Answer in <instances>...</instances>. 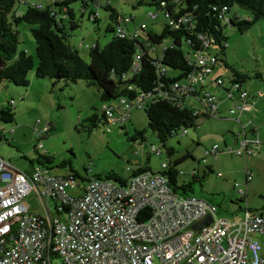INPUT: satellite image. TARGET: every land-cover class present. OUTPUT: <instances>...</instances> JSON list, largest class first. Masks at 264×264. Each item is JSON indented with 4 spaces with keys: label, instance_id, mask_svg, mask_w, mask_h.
I'll list each match as a JSON object with an SVG mask.
<instances>
[{
    "label": "rangeland",
    "instance_id": "rangeland-1",
    "mask_svg": "<svg viewBox=\"0 0 264 264\" xmlns=\"http://www.w3.org/2000/svg\"><path fill=\"white\" fill-rule=\"evenodd\" d=\"M39 1L46 3V0ZM135 2L136 0H112L111 4L123 15L132 16L133 20L125 23L129 28L140 27L141 22H145L148 27L159 31L164 22L162 11H157L154 6L148 4L133 8ZM25 7L23 0H14L13 9L17 12L23 13ZM148 12H157V19L152 21L147 15ZM230 13H237L242 17L250 16L247 9L237 4L230 8ZM99 15L97 24L84 17L79 27L72 31L68 38V42L77 48L85 61L89 58V48L85 47V44L90 47L96 42L104 45L111 37V33L105 31L109 22L108 12L101 9ZM15 28L18 30V50H25L30 54L35 66L37 58L29 25L21 22ZM224 32L227 37L225 57L227 62L236 70L248 75L242 82L243 87L251 93L260 90L264 92V80L254 75L256 72L264 74V20L256 21L243 33H239L225 21ZM170 42V39H164L160 44H156L157 51ZM214 50V47L210 48L211 54ZM214 72L219 74L225 86L230 88V70L220 62L214 66ZM28 79L27 87L9 82L0 84V104L8 105L9 100H14L13 121H0L5 129L2 131L4 136L0 139V146L5 152V158L9 159L10 164L16 169L29 173L32 167L40 166L47 167L53 174L75 172L79 177L76 175L75 180L67 188L68 193L73 194L86 183L84 179L94 174L114 171L128 179L132 171L142 166H148L152 172L160 173L162 162L168 165L175 158L188 154V157L176 165L178 171H184L183 175H178V184L192 180L193 175L189 173L192 168L197 171L195 175L203 177L201 182L197 180L192 182V191L177 189L178 195L183 197L193 195L213 206L216 218L240 216L242 210L246 208V202L240 199L234 184L243 182L247 168L252 178L247 186V207L264 215V111L259 114L257 123L254 119L257 114H251L253 122L246 129L247 133L256 139V132L251 133L250 129L257 127L259 122L263 129L259 141L263 145H258L259 147L254 145L258 154L247 160L235 153L238 147L234 140V132L237 130L235 123L214 117H201L196 128H187L184 133L170 137L166 147H172L174 153L168 155L166 149L160 146L156 135L147 127V117L143 109L132 107L129 118L123 124L110 119L104 123L101 113L102 102L95 87L86 85L82 80L74 83L60 80L54 83L48 79H36L33 77V69L28 73ZM60 85L63 88H60ZM212 86L216 88L215 94L224 99L225 90L214 84ZM234 94L236 97L237 93ZM224 101L223 107L229 114L225 112V116L216 113V117L232 118L233 115L230 114L238 113L241 101L239 98L227 97ZM260 106L264 108V98ZM95 113L102 121L96 127L89 128L90 124L85 119ZM248 117L250 115L245 112L241 120L246 122L249 120ZM46 124L50 126V130L39 135L38 129ZM139 129L146 130L143 142L140 139L138 142L133 140L135 130ZM258 133L260 135V131ZM39 142L41 146L38 147ZM151 144L161 147L160 155L149 152ZM214 144L219 145L218 152L215 155H208L203 160L205 149H210ZM42 155H46L47 158ZM207 165H210L212 171L207 170L205 173L203 171ZM218 172L220 175H217ZM27 202L29 205L39 207L37 211L47 216L42 209L44 204L39 199L28 197ZM57 203L59 204V201ZM52 208L51 201L50 213L53 212ZM59 261V258H53V264H60Z\"/></svg>",
    "mask_w": 264,
    "mask_h": 264
},
{
    "label": "built area",
    "instance_id": "built-area-1",
    "mask_svg": "<svg viewBox=\"0 0 264 264\" xmlns=\"http://www.w3.org/2000/svg\"><path fill=\"white\" fill-rule=\"evenodd\" d=\"M116 32L125 34L121 27ZM194 60L198 72L174 85L178 98L193 95L210 76L223 85L221 76L212 72L213 54L196 52ZM226 95L240 99L239 114L246 108L249 94L240 82L231 81ZM203 99L204 109L196 108L194 114L213 117L217 96L205 90ZM9 103L13 105L14 100ZM131 107L121 98L105 112L110 120L123 122ZM48 130L46 124L38 134ZM257 143V139L244 136L235 153L252 155L255 151L250 144ZM218 149L217 144L205 149L203 160ZM148 150L155 155L162 152L154 144ZM169 164L162 162L160 173H132L125 183L90 178L81 192L69 194L67 188L75 180L71 175H53L39 166L22 172L0 156V264H53L54 257L60 264H264L260 241L264 243V215L246 207L240 216L216 218L213 206L193 195L180 196L169 185L164 174ZM196 172L189 170L190 174ZM250 179V172H246L245 183ZM34 188L42 204L46 199L59 201L61 213L41 216L28 212L25 199ZM234 188L240 198L246 194L244 183H235ZM208 214L212 217L208 225L192 227Z\"/></svg>",
    "mask_w": 264,
    "mask_h": 264
},
{
    "label": "trees",
    "instance_id": "trees-1",
    "mask_svg": "<svg viewBox=\"0 0 264 264\" xmlns=\"http://www.w3.org/2000/svg\"><path fill=\"white\" fill-rule=\"evenodd\" d=\"M23 1L26 7L21 13L13 9L14 0H0V84L9 82L27 87L28 73L32 69L36 79H48L54 83L82 80L99 92V99L104 104L101 108L104 123L109 120L105 108L113 107L121 98L133 107L142 108L147 117V127L156 135L168 155L174 152L172 147H166L170 137L181 134L187 128H196L201 117H211L202 112L194 114L196 108L174 93L176 83L186 80L188 74L198 72L194 54L209 53L210 48L214 47L215 63L212 68L221 62L230 70L231 81L244 82L248 75L229 65L225 58V21L243 33L256 21L264 20V0H136L133 8L143 4L152 5L162 11L164 22L159 31L145 25L129 32L125 23L132 16L119 12L112 6V0H46L45 4L39 0ZM234 4L247 9L250 16L231 14L230 8ZM101 9L108 12L109 22L105 31L111 33V37L104 45L96 42L89 46V58L85 61L68 38L84 17L97 24ZM21 22L29 25L34 39L35 66L32 56L17 48L19 39L15 26ZM120 27L125 32L123 36L116 32ZM164 39L171 42L158 52L156 44ZM254 75L264 80V74L256 72ZM12 108L8 101V105L0 109V121H13ZM85 121L89 122L90 128L96 127L102 119L95 113ZM145 131L135 130L133 140L143 142ZM42 156L47 158L46 155ZM188 156L185 154L173 160L164 172L169 185L176 190L192 191V182H201L203 177L195 175L196 172L191 174V181L178 184V175L184 173H179L176 165ZM143 170H149V167H139L132 173ZM207 170L212 171L210 165L203 172L207 173ZM69 175L79 177L75 172ZM90 178H107L121 183L127 180L114 171L97 173L84 180ZM244 198L245 195L240 199L244 201ZM58 206L54 208L56 214L61 213ZM146 217L145 212L142 218Z\"/></svg>",
    "mask_w": 264,
    "mask_h": 264
},
{
    "label": "crops",
    "instance_id": "crops-1",
    "mask_svg": "<svg viewBox=\"0 0 264 264\" xmlns=\"http://www.w3.org/2000/svg\"><path fill=\"white\" fill-rule=\"evenodd\" d=\"M158 11V10H157ZM151 14H155V19H153L152 21H154V20H156L157 19V17H158V14H157V12H148L147 13V15L148 16H150L151 17ZM249 15H246V16H244V17H248ZM133 19H131L130 21H132ZM128 22V21H127ZM145 24L146 25V23L145 22H141V24ZM147 26V25H146ZM125 28L129 31V32H132L133 30H138V26H134L133 28H129L127 25H125ZM141 31V30H140ZM88 45V44H87ZM89 46V45H88ZM157 48V47H156ZM159 52V51H158ZM209 53H211V52H209ZM194 57V56H193ZM213 74L214 75H219V74H216V72H214V68H213ZM212 78V76H210V78H205L204 79V81H203V83L200 85V86H198L197 88H196V91H195V93L193 94V95H189V96H186L187 98L185 99L186 100V102L187 103H189L190 105H192L193 107H195V108H197V109H199L200 111H202L204 108H203V103H204V99H203V91H205V90H209V91H211V92H213L214 94H215V87L214 86H212L213 84L214 85H216V87L218 86V87H222L224 90H225V94L227 93V90H228V88H229V86L228 87H226L225 86V84H224V81H223V85L222 86H219V85H217L215 82H214V80L213 79H211ZM184 81V80H183ZM230 83L229 84H231V78H230V81H229ZM60 88H63V86H59ZM241 88L242 89H245V90H247L246 88H244L243 87V85H242V82H241ZM248 91V99H247V105H246V108L239 114V112L237 113V114H230V115H233V117L232 118H227V117H221V116H219V117H216V113L217 114H221V115H225L226 113L225 112H227L228 114H229V111L226 109V108H224L223 107V104L225 103V101L224 100H226V97H227V95L225 96V98L223 99H220V96L218 95V94H215L216 96H217V107H216V113H215V116H213L214 118H218V119H223V120H230V121H233L234 123H235V125L237 126V130L234 132V140H235V142L237 143V146H238V142H239V140H240V138H243L244 136L247 138V139H250V140H258V143L257 144H254V145H259V146H261V145H263V143L261 142V141H259L260 140V138H261V132L263 131V129H262V127H261V125L259 124V122H258V126L256 127L255 126V128H251L250 129V132L251 133H254V132H256L255 133V135H256V139H253L254 137L253 136H249V134L247 133V128L248 127H250V125H251V122H253V120L251 119V114H257L256 116H255V120H256V123H257V120H259V114H262L263 113V111H264V108L262 109L261 108V101L263 100V98H264V92H262L261 90L260 91H254L253 93H251L249 90H247ZM230 99V98H229ZM189 100V101H188ZM4 106H6V105H4V103L2 104H0V109L2 108V107H4ZM104 106V104L102 103V106L101 107H103ZM229 106V105H228ZM133 107V106H132ZM131 107V108H132ZM131 108L129 109V111H128V115H127V118L122 122H117V121H114V122H116V123H119V124H123L128 118H129V116H130V112H131ZM138 109H142V108H140V107H137ZM245 112H247V114L248 115H250V117H248L249 118V120H247L246 122H243L242 120H241V116L245 113ZM226 116V115H225ZM261 117V116H260ZM251 119V120H250ZM260 126V127H259ZM4 126L3 125H1L0 124V139H1V137H3L4 135H3V133H2V131H4L5 129L3 128ZM258 131H260V135H259V133H258ZM259 136H260V138H259ZM135 141H137V140H135ZM138 142V141H137ZM139 143H140V141H139ZM254 145L253 144H250V147H252L253 149H254V151H255V153L254 154H252V155H247V156H242L243 158H244V160H247L248 158H250V157H253V156H255V155H257L258 154V151H256L255 150V148H254ZM258 146V147H259ZM218 147H219V145H218ZM257 147V148H258ZM219 150V149H218ZM218 152V151H217ZM174 153V152H173ZM172 153V154H173ZM171 154V155H172ZM185 155V154H184ZM0 156L2 157V158H4V159H6L5 158V152L1 149V146H0ZM183 156V155H182ZM182 156H179V157H177V158H175V159H180ZM174 159V160H175ZM6 160H8L9 162H10V160L9 159H6ZM35 167V166H34ZM40 167V166H39ZM43 168H45L46 170H47V172L48 173H50L49 171H48V168L47 167H43ZM32 169H33V167H32ZM192 169H195V168H192ZM191 169V170H192ZM246 172H250V170L249 169H245V173H244V180H243V182L242 183H244V187H245V198H244V202H246V207H247V201H246V198H247V186H248V183H249V181L252 179H250V180H248V181H246V183H245V174H246ZM50 174H53V173H50ZM250 174H251V172H250ZM53 175H57V176H67V175H69V174H53ZM84 185V184H83ZM83 185H82V187H83ZM81 187V188H82ZM81 188L79 189V191H76V192H74V193H79V192H81ZM36 188H34L33 189V191L26 197V199H25V204H26V207H27V209H28V212H30V213H35V214H39V215H41V216H45V215H43V214H40L38 211H37V209H39V207H37V206H33V205H29L28 204V202H27V198L28 197H31V198H35V199H38V196H37V193H36V190H35ZM51 201L53 202V212H51L50 213V209H51ZM56 205H58V203L57 202H55L54 200H51V199H46L45 200V204L43 205L44 207H42V209H43V211H44V214H47L48 216H50V215H54V214H56V212H55V210H54V208H55V206ZM249 208V207H248ZM243 211V210H242ZM253 211V210H252ZM260 241H261V243H262V247L264 248V243L262 242V240L260 239Z\"/></svg>",
    "mask_w": 264,
    "mask_h": 264
},
{
    "label": "water",
    "instance_id": "water-1",
    "mask_svg": "<svg viewBox=\"0 0 264 264\" xmlns=\"http://www.w3.org/2000/svg\"><path fill=\"white\" fill-rule=\"evenodd\" d=\"M212 217L208 214L200 222L193 224L194 229H200L202 226H206L211 222Z\"/></svg>",
    "mask_w": 264,
    "mask_h": 264
},
{
    "label": "clouds",
    "instance_id": "clouds-1",
    "mask_svg": "<svg viewBox=\"0 0 264 264\" xmlns=\"http://www.w3.org/2000/svg\"><path fill=\"white\" fill-rule=\"evenodd\" d=\"M10 101V100H9ZM169 163H171V162H169ZM170 165V164H169Z\"/></svg>",
    "mask_w": 264,
    "mask_h": 264
}]
</instances>
